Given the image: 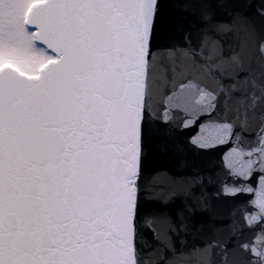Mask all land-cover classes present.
I'll return each instance as SVG.
<instances>
[{
    "label": "snow or ice",
    "instance_id": "1",
    "mask_svg": "<svg viewBox=\"0 0 264 264\" xmlns=\"http://www.w3.org/2000/svg\"><path fill=\"white\" fill-rule=\"evenodd\" d=\"M218 9L264 32V0H0V264H168L189 237L197 264H264V39L215 68L191 33ZM161 39L205 78L161 91Z\"/></svg>",
    "mask_w": 264,
    "mask_h": 264
},
{
    "label": "water",
    "instance_id": "2",
    "mask_svg": "<svg viewBox=\"0 0 264 264\" xmlns=\"http://www.w3.org/2000/svg\"><path fill=\"white\" fill-rule=\"evenodd\" d=\"M210 35H205L198 30V26L193 27L191 42L196 46L198 52H202L215 68L226 69L232 57L250 58L257 55L258 45L264 39V32L257 26L253 31L251 26L240 17L230 14L227 9H218L215 22L210 29ZM170 41L161 39L159 44L161 51L157 53L158 58L163 57V64L167 66V76L164 69L157 67L154 78L158 81L159 88L163 91L165 85L171 87L174 76H178L186 70V59L183 50H178L176 60L173 62V53L167 50L166 45ZM193 69L187 64L188 71H194L201 78H205V73L201 68L200 61ZM207 82L212 84V80ZM227 84V80L225 81ZM175 161L168 157H158L151 159L145 166L142 186L146 199L149 201H161L167 196V187L171 180L170 173L176 171ZM171 207H175L174 205ZM198 237H189L185 244L180 246L179 251L173 252L168 260V264H197V256L194 247L198 244ZM144 264H157L158 256L155 252L142 254Z\"/></svg>",
    "mask_w": 264,
    "mask_h": 264
}]
</instances>
